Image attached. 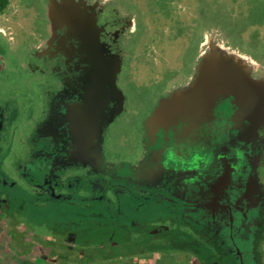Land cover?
I'll list each match as a JSON object with an SVG mask.
<instances>
[{"label":"rangeland","instance_id":"obj_1","mask_svg":"<svg viewBox=\"0 0 264 264\" xmlns=\"http://www.w3.org/2000/svg\"><path fill=\"white\" fill-rule=\"evenodd\" d=\"M75 64L103 71L117 145L151 105L187 117L231 102L252 156L251 231L234 239L245 264H264V0H10L0 14V264H239L214 234L183 224L171 237L170 222L151 221L169 216L160 198L126 200L111 183L113 203L97 205L89 169L49 178L50 197L37 173L56 159L44 124ZM154 230L165 235L148 243Z\"/></svg>","mask_w":264,"mask_h":264},{"label":"flooded vegetation","instance_id":"obj_2","mask_svg":"<svg viewBox=\"0 0 264 264\" xmlns=\"http://www.w3.org/2000/svg\"><path fill=\"white\" fill-rule=\"evenodd\" d=\"M75 65L70 71L74 73L57 97L59 102L56 109L53 108L52 122L48 118L44 124V127L48 126V129L53 131L56 159L51 167L40 165L37 173L41 172V177L44 178L41 181H44V186L53 198L57 196L53 193L54 187L49 178L60 177L59 170L61 172V168L71 165L67 160L68 153L73 148L69 126L79 111L87 106L89 92H93L88 80L89 69ZM225 102L221 99L216 105L217 103L206 101L198 107L195 114L187 117L171 113L173 117L166 119L165 126L158 127L157 120L148 126L150 119L155 117L157 108L156 105H151L134 126L138 123L143 144L145 147L147 144L149 148L144 161L158 169L162 185L152 189L128 180L123 188L128 189L130 197L136 194L133 191L135 189L143 194L146 200L152 199L153 196L154 199L165 197L168 206L164 211H168L169 216L151 221L170 222L172 227L169 232H172V235L169 236L172 237L175 234L173 232L183 224L185 228L201 231L207 236L214 234L216 239L223 242L224 247L226 243L229 244L228 252L234 261L245 264L234 238L245 229L248 233L251 231L246 213L252 205L249 177L251 147L245 140L247 128L243 122L237 120L238 114L232 111L231 102L229 101V106H224ZM112 108L111 104H107L103 130L108 124ZM94 159L95 163L89 165L87 173L94 177L93 188L100 194L94 197L93 201L97 205L104 202L113 203L108 197V187L114 182L102 180L104 177L97 172L98 162L95 157ZM115 183L122 186L118 182ZM135 212H139V209ZM126 214L125 212V216ZM134 218L128 215L127 223L135 220ZM140 221L138 220V223ZM163 233L164 231L154 230L151 235L146 236L147 242H156L158 237L165 235Z\"/></svg>","mask_w":264,"mask_h":264},{"label":"crops","instance_id":"obj_3","mask_svg":"<svg viewBox=\"0 0 264 264\" xmlns=\"http://www.w3.org/2000/svg\"><path fill=\"white\" fill-rule=\"evenodd\" d=\"M97 38L98 37L95 36V40H97ZM88 71L90 72L88 75V80L93 88V92H89L90 97L89 102L86 103L87 106L79 111L78 116L73 119L72 125L69 126V130L71 131L70 141L71 144H73V148L70 149L67 160L71 165H69V167L61 168L62 170L61 172L59 170V173L62 175L63 170H68L70 168L74 171H80L79 173L75 171V177L76 175L82 176L84 174L82 170L89 169V165L94 162L95 157L96 162H98L97 172L102 174L103 177H106L110 182H118L123 186L125 182L129 180L132 183H138L146 188H160L162 185V180L160 179L158 169L156 167L150 166V164L144 161V156L149 151V148H144L145 145L142 141V134L138 133V130H140L138 124L136 126H134V123L129 124V128H131V131L133 130V133L127 136V140L122 139L121 144H113L115 141L113 136L115 131H111L110 135L107 133L108 138L111 137L110 141H108L105 128L103 130L102 124L104 123V112L108 104L106 97V82L103 77L104 73L95 64L94 66H90ZM154 116L155 117L150 119L148 126L156 120L158 122L157 127L165 126L166 119H171L173 117L170 112H158ZM124 140H126V143ZM124 153L127 156L130 155V157L133 158V162L128 161V158H125L124 161L112 160L111 158L113 154H115L113 156H121V154ZM124 157L126 156L124 155ZM104 159L106 162H102ZM54 161L55 159L49 160L43 164L51 167ZM102 164L106 165L105 169L103 168ZM120 188L122 187L117 189ZM112 190L113 192H118L120 196H123V198L126 200L131 199L132 197L135 198L136 196L137 200L141 199V197L144 199L143 194H140L137 189L133 190L136 194L132 195L131 197L130 195L128 196V189L123 188V191L119 192L116 190L114 191V187H112ZM111 196H115L114 193H112ZM160 199L165 201V197H160ZM113 200L114 199H112V201ZM131 209L126 210L128 215H130L129 211ZM153 256L155 257V255ZM165 256L166 258L163 259L155 257V261H153L152 264H169L166 263V261H168L169 255ZM164 259L165 261H163Z\"/></svg>","mask_w":264,"mask_h":264},{"label":"trees","instance_id":"obj_4","mask_svg":"<svg viewBox=\"0 0 264 264\" xmlns=\"http://www.w3.org/2000/svg\"><path fill=\"white\" fill-rule=\"evenodd\" d=\"M10 0H0V14L3 13L9 6ZM205 264H209L210 258L207 256L204 258Z\"/></svg>","mask_w":264,"mask_h":264}]
</instances>
